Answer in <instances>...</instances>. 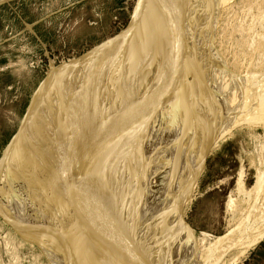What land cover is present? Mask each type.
Returning <instances> with one entry per match:
<instances>
[{"label":"bare ground","instance_id":"obj_1","mask_svg":"<svg viewBox=\"0 0 264 264\" xmlns=\"http://www.w3.org/2000/svg\"><path fill=\"white\" fill-rule=\"evenodd\" d=\"M228 1H143L140 48L118 37L55 72L35 100L0 172V212L53 264H222L264 237V195L250 197L262 173L239 204L229 200L224 237L199 249L181 223L211 143L240 117L264 119V93L225 71L210 44ZM260 30L246 43L264 58Z\"/></svg>","mask_w":264,"mask_h":264},{"label":"rangeland","instance_id":"obj_2","mask_svg":"<svg viewBox=\"0 0 264 264\" xmlns=\"http://www.w3.org/2000/svg\"><path fill=\"white\" fill-rule=\"evenodd\" d=\"M143 1L146 4V0H0V172L13 142L26 130L25 123L35 100L51 86L55 72L115 43L118 37L130 41L128 45L138 42L141 47ZM263 3L264 0L226 2L210 43L225 71L231 76L234 73L233 77L239 74L245 82L250 79L251 94L256 96L259 91L264 93V58H260L256 48L248 46L246 37L260 34V28L264 32ZM161 12L164 15V10ZM138 27L140 30L136 31ZM250 27L255 34L248 33ZM145 52L142 49L144 57ZM187 81L184 104L189 103L192 95L193 80ZM248 119L251 117H240L211 143L195 184L191 185L186 200L179 202L181 223L185 232H189L188 243L199 249L229 232L233 224L229 200L239 204L241 195L254 188L257 174L264 175V119L247 122ZM238 182L241 192L236 190ZM3 190L1 186L0 194ZM263 195L264 186L250 197ZM20 198L27 201L24 195ZM4 211L0 212V264H53L49 247L21 234L19 225L7 221ZM232 254H226L222 264H264V237L235 262Z\"/></svg>","mask_w":264,"mask_h":264}]
</instances>
